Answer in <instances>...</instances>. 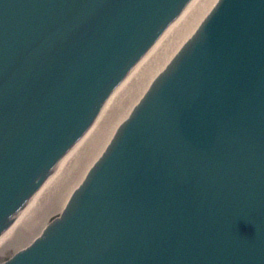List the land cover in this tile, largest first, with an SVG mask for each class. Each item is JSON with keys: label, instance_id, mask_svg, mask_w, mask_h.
<instances>
[{"label": "water", "instance_id": "obj_1", "mask_svg": "<svg viewBox=\"0 0 264 264\" xmlns=\"http://www.w3.org/2000/svg\"><path fill=\"white\" fill-rule=\"evenodd\" d=\"M188 1L0 0V264H264V0H215L57 215L38 199Z\"/></svg>", "mask_w": 264, "mask_h": 264}, {"label": "bare ground", "instance_id": "obj_2", "mask_svg": "<svg viewBox=\"0 0 264 264\" xmlns=\"http://www.w3.org/2000/svg\"><path fill=\"white\" fill-rule=\"evenodd\" d=\"M215 0H189L158 38L126 73L122 81L105 99L99 113L69 150L65 159H59L60 167L54 168L55 176H49L39 193L38 199L46 197L48 219L63 208L71 190L85 175V171L99 156L104 145L113 134L117 124L124 120L137 97L146 90L151 75L159 72L173 50L178 49L192 29L197 26ZM37 199V200H38ZM47 219V220H48Z\"/></svg>", "mask_w": 264, "mask_h": 264}]
</instances>
